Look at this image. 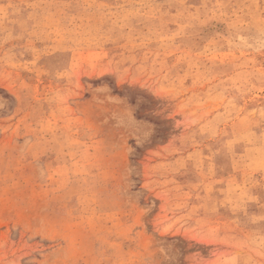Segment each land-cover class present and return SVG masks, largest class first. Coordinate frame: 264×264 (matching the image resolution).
Returning <instances> with one entry per match:
<instances>
[{
	"label": "rangeland",
	"instance_id": "374dc122",
	"mask_svg": "<svg viewBox=\"0 0 264 264\" xmlns=\"http://www.w3.org/2000/svg\"><path fill=\"white\" fill-rule=\"evenodd\" d=\"M0 264H264V0H0Z\"/></svg>",
	"mask_w": 264,
	"mask_h": 264
}]
</instances>
